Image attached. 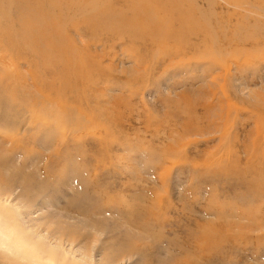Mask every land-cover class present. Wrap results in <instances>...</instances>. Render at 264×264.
<instances>
[{
    "label": "rangeland",
    "instance_id": "rangeland-1",
    "mask_svg": "<svg viewBox=\"0 0 264 264\" xmlns=\"http://www.w3.org/2000/svg\"><path fill=\"white\" fill-rule=\"evenodd\" d=\"M13 1L21 27H33L30 13L42 34L63 22ZM212 2L229 31L247 15L246 28L257 21L264 36L263 13ZM7 8L0 0V36ZM141 32L57 31L79 61H20L17 71L0 57V76L28 86L11 96L17 107L0 109L9 131L0 136V239L21 245L0 264H264V42L219 49Z\"/></svg>",
    "mask_w": 264,
    "mask_h": 264
},
{
    "label": "bare ground",
    "instance_id": "bare-ground-1",
    "mask_svg": "<svg viewBox=\"0 0 264 264\" xmlns=\"http://www.w3.org/2000/svg\"><path fill=\"white\" fill-rule=\"evenodd\" d=\"M116 1L117 0H101L98 3V0H74L73 1L74 6H72L69 2H67L66 4H62V3L57 4V0H48L47 2H45V0H32L31 6L32 4H35L34 7L42 11L45 14L46 18L49 19L51 22L53 21V17L55 16H60L61 19L63 20V22L59 23L57 27L48 26L47 24H45V26L42 28L43 31L42 34V32H38V30L40 29V25L36 21V18L30 17L31 13L29 15L28 14L26 15L28 20H27V25H25V27L29 25H33V27L24 28L17 25L18 21H16V17H18L19 13L16 4L13 0H8L9 8L4 10V17L7 19L6 28L3 36H0V41L2 43H7V44L4 45V47L2 48L3 52L0 55V57L4 59L7 58L6 56H8L10 60V64H13L15 66L14 68H16L17 71L20 61H28V62L36 61L38 62L39 65L42 64L40 60L43 63H45V61H49L48 59H52V58L54 59V62L57 64H60L59 62H66V61H70V62L79 61V58L75 53L76 47L74 45H67L60 43L57 37V31L67 32V30L69 31L70 29L74 32L80 33V29L86 27V29H88L94 36L95 29H100L101 31L109 33V30L110 32H113V30L120 29V27L125 24L140 26L143 29V32L140 33V36L138 35V37L141 40L144 39L146 34L149 36L151 35L153 41H157L156 39L158 38L165 42L170 40L173 43H179V44L187 43V42L189 43L191 38H194V39H202L201 40L202 42L210 44L211 46H217L219 49L220 47L222 48V46L225 44L233 48H243L242 46L248 43H257L259 42V40L264 42V36L261 35L260 33L256 34L258 28L257 21L253 23L252 27L248 29L246 28V23L249 19V16L247 15H241L237 19V21L233 23L234 25L232 24L233 29L229 31V27L231 25H228L227 27L224 25L226 16L224 15L215 16L211 13L210 6L212 5L213 0H156V5L159 7V9L157 8L156 5L154 7L149 5L148 3L144 5L141 3V0H136L137 4L139 3V7L133 11H130L129 10L130 8L126 9L124 7H120V8L114 7L113 4H111V2L116 3ZM201 1H206L208 3L210 2L211 4H208L207 7L203 8L200 5ZM235 1H236V5L239 7H243L248 10L253 9L255 11H258L259 13L264 14V0H235ZM118 10L119 12L116 13V17L118 18L115 21L113 19L112 22L109 25H107L106 24L107 15H111L113 13L112 11H118ZM70 21L72 23V27L67 28V23ZM128 27L130 28V26ZM39 35H41L44 38L46 45H43L40 42ZM33 39H36V41L34 42ZM86 44H88V42ZM13 71H15L16 73V70ZM12 83H14L13 78L11 79L10 76L5 77L4 75L1 74L0 109L3 106H6L8 108H12L14 106L17 107L16 103L14 102L11 96H14V94L18 90L21 91V95H23L22 93L24 92V90H28L27 85L23 84L24 86H22L20 84L18 85L17 83L13 85ZM23 106L24 109L21 108L22 110H20L19 113L16 114L17 117H21L25 115L28 111H31L34 107L32 104L23 105ZM57 108L59 109V107ZM1 110H3V108ZM5 111H7V114L5 112L7 116L10 113V111L9 109ZM26 117H25V121L28 120V118ZM7 120L8 119H6L5 117L3 119H0L1 137L9 136V131L7 130L8 127L6 128ZM31 122L34 121L30 120V123ZM22 123H23L22 120H19L17 122L16 128L18 130L22 125ZM31 126L32 125H30V128H33ZM1 157L2 155L0 154V162H1ZM0 195H1V189H0ZM5 238L0 239V259L12 260L13 252H15L16 249H19L21 245H19L18 247L16 246L17 245L15 243L16 241H14L15 238L13 240L11 239V241L13 242H10ZM24 240L26 241V238ZM8 243L10 244L7 247L6 245ZM39 245L42 246V243H39ZM41 249L43 248L41 247ZM42 252L43 251H40L41 258L43 259L44 254H42ZM36 259L39 261V258ZM14 261L13 262L15 264H19L20 262L18 260H14ZM26 261H28V258L24 256L22 264H26Z\"/></svg>",
    "mask_w": 264,
    "mask_h": 264
}]
</instances>
